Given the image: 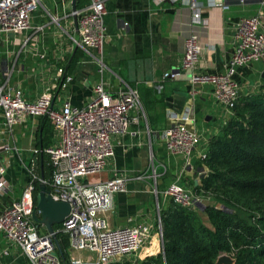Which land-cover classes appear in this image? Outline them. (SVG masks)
Here are the masks:
<instances>
[{"label":"built area","instance_id":"2783aa9c","mask_svg":"<svg viewBox=\"0 0 264 264\" xmlns=\"http://www.w3.org/2000/svg\"><path fill=\"white\" fill-rule=\"evenodd\" d=\"M61 2L65 0H60ZM70 5L72 0H66ZM107 0H86L79 7L68 9L75 19L76 35L65 32L71 48L79 49L96 65V78L91 85V94L81 106L73 105L69 99V85L73 75L67 73L64 63L68 54L60 51L64 39H58L52 55V71L46 84L39 85L40 91L29 99L20 82L13 79L15 59L0 61V192L11 190L4 174L10 165L11 153L16 152L12 142L14 127L27 124L29 117H46L52 128L50 144L46 147L30 148L26 164L28 180L20 195L11 200L0 211V232L6 240V247L18 251L29 264H107L134 254L151 237L156 227L161 241L160 217L156 207L154 224H125L111 227L102 213L112 209L113 195L125 190L128 172H112L106 179L89 182L86 176L97 174L109 168L114 155L112 136L128 133L138 134V130L128 131L130 122H136L141 111L137 90L117 78L113 90L104 75L106 65L102 59L105 40L103 16ZM167 1L189 11V23L206 27L201 11L204 7L227 8L224 2L206 0H154ZM242 1V0H239ZM41 0H0V40L14 42L16 36L20 49L41 31L42 25H32L31 18ZM47 13V12H46ZM48 14V13H47ZM50 21L58 25L56 15H48ZM62 30V29H61ZM59 35V33H58ZM60 36V35H59ZM11 37V38H10ZM38 40L35 41V45ZM230 54L222 70L202 73L196 69L200 52L198 37L187 32L181 40L179 65L165 71L161 80L174 79L187 73L189 89L178 110L168 109L167 124L159 135L168 154L182 157L183 165L190 167L193 153L202 160L205 149H198L202 133L196 127L194 118V98L196 85L208 84L212 101L223 109L227 118L236 103L239 83L234 75L237 67L251 62H264V0H258L254 13L237 17L231 21L228 33ZM34 55L49 65L44 51H34ZM161 85H157L159 90ZM134 112L133 116L129 111ZM32 125L28 136H33ZM147 132L149 133L148 129ZM207 140V139H205ZM206 142V141H205ZM43 153L51 169L50 180L40 178L38 156ZM112 170V169H111ZM204 167L196 171L197 178L205 172ZM155 175L152 169V176ZM140 179L141 174L134 175ZM177 175L162 190L163 197L176 205L196 208L210 201L208 196L192 191L179 180ZM35 182L48 185L47 193L54 200L68 202L69 211L63 218L59 230L67 235L69 252L87 251L93 258L82 259L69 255L61 261L54 251L53 237L46 231H38L31 213L34 210L32 193ZM55 233V230H54Z\"/></svg>","mask_w":264,"mask_h":264},{"label":"crops","instance_id":"0c3cea01","mask_svg":"<svg viewBox=\"0 0 264 264\" xmlns=\"http://www.w3.org/2000/svg\"><path fill=\"white\" fill-rule=\"evenodd\" d=\"M199 1L202 4L206 2ZM214 1L224 2L227 8L221 10L218 6L204 7L201 15L206 21L205 28L191 25L189 11L167 1L155 3L154 0H107L105 3L103 22L106 36L102 59L107 69L104 75L111 90L116 88L117 78L134 87L141 106L137 121L128 125V131L137 129L138 134L113 135L111 140L114 155L109 163L110 171L108 168L94 174L89 181L104 180L113 171L128 172L125 190L115 193L112 209L102 213L111 227L143 223L155 226L156 207L164 208L168 201L162 195V190L168 183L177 175H180L179 180L186 187L190 188L192 184L198 183L196 171L199 168V159L196 153L192 155L190 167L184 166L181 156L166 152L159 135L167 124V110H178L176 100H185V93L190 86L187 74L164 81L161 80V75L179 65L181 40L187 32L195 33L200 43L196 69L202 73L222 70L230 54L228 33L231 21L254 13L258 0ZM84 2L86 0H74V6L79 7ZM69 6L71 7V4L66 0H41L31 18V24H41L42 29L36 32L35 37L22 49L19 48L17 39L21 38L22 34L16 36L14 42L10 40L4 43L0 40V61L12 62L15 59L13 79L20 82L30 100L40 91V83L46 84L52 71L50 63L57 40L64 39L65 32L69 30L70 34L76 35L75 19L68 13ZM48 15H56L58 25L52 23ZM36 40L38 41L35 45ZM35 50L45 52L49 65L41 63L34 55ZM73 50L64 39L60 49L62 54L70 56ZM263 70L264 62L261 61L237 67L234 78L240 85L238 95L256 93L264 83L261 77ZM70 74L73 75L68 90L70 102L81 106L91 94V85L96 78V65L81 52ZM36 78L39 79L37 87ZM157 85H161L159 90ZM196 89L193 106L194 126L202 133L198 149L204 150L207 143L205 139L217 132L227 115L212 101L208 84H198ZM129 115L133 116L134 112L130 110ZM39 122L40 118L29 117L27 124L18 125L12 130V142L16 152L11 153L10 165L4 174L11 190L0 192V211L20 195L28 180L26 164L30 148L36 146L35 133ZM30 125L33 136L29 138ZM152 169L155 173L153 176ZM136 174H141L142 177L135 178ZM37 229L40 232L45 231L41 225H38ZM151 233L150 239L144 245V255L154 254L160 249L156 227ZM5 247L6 240L0 232V264H29L18 251L10 248L3 251ZM67 252V258L69 255L82 259L93 258L87 251L69 252L67 248Z\"/></svg>","mask_w":264,"mask_h":264},{"label":"trees","instance_id":"16d2710c","mask_svg":"<svg viewBox=\"0 0 264 264\" xmlns=\"http://www.w3.org/2000/svg\"><path fill=\"white\" fill-rule=\"evenodd\" d=\"M80 54L75 48L68 55L64 63L67 73ZM51 136L49 121L40 118L36 147L48 146ZM38 163L42 177L49 181L51 169L43 153ZM197 166L206 170L191 189L210 201L187 208L169 199L158 210L160 249L135 264H218L220 255H226L230 264H264V83L256 93L238 95L232 114L208 137L205 157ZM37 185L35 182L32 193L34 204ZM44 187L48 189L47 184ZM60 226L52 225L54 251L66 261L68 240Z\"/></svg>","mask_w":264,"mask_h":264},{"label":"water","instance_id":"95a60500","mask_svg":"<svg viewBox=\"0 0 264 264\" xmlns=\"http://www.w3.org/2000/svg\"><path fill=\"white\" fill-rule=\"evenodd\" d=\"M71 7L72 9L75 8L74 0H72ZM261 77L264 79V70L261 74ZM183 101L184 98L176 100L178 109H180V107L182 106ZM41 118H44V116ZM40 178H42L41 173ZM37 188L38 190L35 198L34 210L31 213L32 220L36 224L41 225L48 234L54 237V230L52 228V225L59 224L63 221V218L69 211V204L68 202L63 200L52 199L47 193V190L45 189L42 182L38 183ZM217 263L230 264V259L226 255H220L217 258Z\"/></svg>","mask_w":264,"mask_h":264},{"label":"rangeland","instance_id":"374dc122","mask_svg":"<svg viewBox=\"0 0 264 264\" xmlns=\"http://www.w3.org/2000/svg\"><path fill=\"white\" fill-rule=\"evenodd\" d=\"M96 175V174H95ZM94 176V174H90V175H87L86 176V179L88 181H90V179H92V177ZM167 200L169 201V199L167 198ZM204 202H208L207 201H204ZM201 217L203 218V221L205 222V219H204V216L201 215ZM144 245L139 249L137 250L134 254H131L130 256L128 257H125V258H122L119 260V262H130L132 264H135V263H139V261L143 258L144 256ZM67 260V259H66Z\"/></svg>","mask_w":264,"mask_h":264}]
</instances>
